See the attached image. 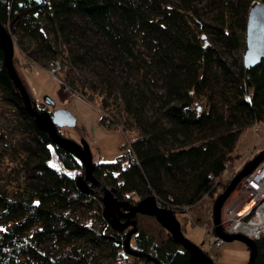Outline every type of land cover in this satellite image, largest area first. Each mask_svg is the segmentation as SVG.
Returning a JSON list of instances; mask_svg holds the SVG:
<instances>
[{
	"label": "trees",
	"instance_id": "trees-1",
	"mask_svg": "<svg viewBox=\"0 0 264 264\" xmlns=\"http://www.w3.org/2000/svg\"><path fill=\"white\" fill-rule=\"evenodd\" d=\"M238 1L233 10L241 12L239 18L232 21L230 16L228 30V19L223 18L222 43L211 45L202 44L183 18V11H195L192 0H0V21L31 58L39 55L50 63L62 55L71 65L95 62L101 84L140 131L122 145L116 159L95 161L96 176L114 187L120 199L137 202L151 194L160 206L175 211L227 186L222 173L225 167L234 169L239 134L264 119V60L247 66L227 56L245 43L251 0ZM108 59L122 64V71ZM0 88L19 106L34 142L25 141L28 177L21 191L11 194L0 186V264H51V246L58 244L70 246L80 260L89 259L92 242L102 239L113 243L112 262H117L119 245L129 251L124 242L127 231L118 236L124 228L115 227L108 216L104 227L112 232L68 214L81 200L91 205L94 194L48 162L51 146L66 167L83 165L36 124L10 75L1 44ZM201 94L206 105L195 103ZM111 98L103 96L104 107ZM106 112L102 119L110 117L111 123L114 117ZM263 216L261 202L251 218L264 220ZM134 232L142 247L137 249L131 241L129 246L144 251L145 259L153 260L148 252L162 264H193L189 250L172 234L158 242L144 229ZM255 239L252 264H264V234Z\"/></svg>",
	"mask_w": 264,
	"mask_h": 264
},
{
	"label": "rangeland",
	"instance_id": "rangeland-1",
	"mask_svg": "<svg viewBox=\"0 0 264 264\" xmlns=\"http://www.w3.org/2000/svg\"><path fill=\"white\" fill-rule=\"evenodd\" d=\"M228 2L229 5H227ZM237 2L239 3L238 0H192L195 11H190V13L183 11V18L187 22L188 29L197 36L202 44H221L220 26L223 18L228 19L227 23L224 24V30H228L230 16L231 20L235 21L241 14V12L236 11L234 13L233 8ZM253 2L256 1L251 0V4ZM224 7L231 8L233 13L230 14L228 8L226 11ZM10 34L15 42L13 56L15 66L32 95V99L36 100L38 107L50 111L59 107H67L75 115L76 123L58 126L59 130L64 135L71 136L76 140L86 139L90 145L94 161L116 159L123 151L122 145L129 140L130 136L137 135L140 131L136 128L132 116L122 114V103L119 100L113 101V97L115 100L117 97L113 93L107 92L101 84L102 82L96 74L95 62L92 60L77 61L71 65L66 61L64 62L63 56L59 55L53 59H59L61 66L52 73L50 72L51 61L49 63V60L45 61L39 55L36 56V59L29 57L16 44L15 35ZM244 42L233 52H227L230 62L239 59L243 61V53L246 47L245 31ZM101 50L103 49L101 48ZM107 62L117 71H122L123 66L118 61L108 59ZM216 93H218L216 96L220 100L222 94L220 91ZM104 95L112 97L110 101L113 102L108 107H104L102 104ZM206 102V97L203 94L196 97L195 103L206 105ZM106 110L114 117L111 123H108L110 117L106 121L102 119V114H107ZM252 123L241 131L235 143L233 152L239 154L234 160L235 172L264 147V119L259 121L260 130L255 129ZM25 141L34 143L32 134L21 121L19 106L0 88V186L7 189L11 194L20 192L21 183L28 177L26 163L23 162L24 155L28 153ZM51 148L52 155L48 162L52 166L65 170L74 177L84 172L83 166L79 168L66 167L54 146ZM253 148L254 151L251 150ZM223 181L229 182L230 180L223 179ZM108 186L111 185L108 184ZM93 187L94 196L91 205L85 200H81L76 204L75 209L68 214L97 229L101 230L102 228L103 232H110V227H104L108 223L105 220L107 216L102 211L104 191L96 185ZM223 189V186L218 187L213 193L205 194L195 203L176 208L174 214L180 221L183 233L211 255L217 264H245L250 254L249 246L245 241L239 238L225 239L217 247L213 246L210 241L213 236V230L210 227L213 222L212 211L216 196ZM237 197H242L240 182L229 193L226 198L227 203L234 205ZM242 208L245 206L243 205ZM222 216L224 213L221 208ZM136 217L138 229H144L158 242L172 234L168 227L154 214L137 212ZM260 218L264 219V216ZM131 226H127L123 229L124 231L119 233L120 235L118 233L117 235L124 237L125 232ZM135 235L136 232L131 236V244L140 249L142 246L138 244ZM112 244L107 239L92 242L90 258H83L82 260L71 252L70 246L63 244L51 246L53 253V263L51 264H154L153 260H147L139 254L127 251L123 245L116 248L117 262L113 263L115 254ZM149 251L155 254L154 250L149 249Z\"/></svg>",
	"mask_w": 264,
	"mask_h": 264
},
{
	"label": "water",
	"instance_id": "water-1",
	"mask_svg": "<svg viewBox=\"0 0 264 264\" xmlns=\"http://www.w3.org/2000/svg\"><path fill=\"white\" fill-rule=\"evenodd\" d=\"M246 47L243 53V61L245 65H255L264 60V0L251 4L247 21H246ZM0 44L5 51V63L9 69L10 75L19 89L23 98L26 109L34 116L36 124L45 129L52 140L62 147L74 153L81 161L84 172L78 174L76 178L77 184L83 191H91L94 185L104 191L102 200L104 202L103 214L108 216L112 224L117 228H126L132 225L126 232L124 239L127 249L136 254L145 253L142 250H136L129 246L131 235L138 229L137 212H146L154 214L172 233L174 239L180 242L190 252L193 264H217L211 255L203 250L198 244L189 239L181 229L180 221L171 208L160 206L155 195H147L141 197L137 202H131L126 199H120L115 194V188L109 187L101 178L97 177L94 168L95 161L88 141L84 138L76 140L71 136L64 135L58 126L72 125L76 123L75 115L67 107H59L53 111L45 108H39L37 102L31 97V94L20 76L14 63V47L15 42L0 21ZM264 157V147L255 153L253 157L245 162L238 169L227 186L218 193L213 208V221L215 231L225 239L239 238L247 243L250 254L245 264H252L257 253V243L255 237L243 231H226L221 223V208L229 196V193L237 185L243 175L248 173L262 158ZM123 216H127L125 221ZM147 257L155 261L154 264H160V260L155 255L146 252Z\"/></svg>",
	"mask_w": 264,
	"mask_h": 264
},
{
	"label": "built area",
	"instance_id": "built-area-1",
	"mask_svg": "<svg viewBox=\"0 0 264 264\" xmlns=\"http://www.w3.org/2000/svg\"><path fill=\"white\" fill-rule=\"evenodd\" d=\"M254 1L259 2L260 0ZM50 64V72L52 73L56 68L61 66L59 59H52ZM252 125L257 130H260L261 128V125L257 120L253 122ZM251 150L254 151L255 149L253 148ZM234 174V169L225 167L222 177L224 180H231ZM239 182L240 187L242 188V197H237L234 205L228 204L227 201L224 202L222 206L224 216L221 217V223L223 228L228 231L245 232L243 229L237 228L236 224L251 218L252 214H255L258 205L261 202H264V157L248 173L243 175ZM247 203H250V206L246 209L242 208L243 205L245 206ZM158 204L160 205L159 202ZM185 206H187V204ZM206 225L209 224L206 223ZM210 227L213 230V236L210 238V241L213 245H221L225 239L214 230L213 222ZM262 234H264V225L258 229L256 236L252 234L249 235L252 237H258Z\"/></svg>",
	"mask_w": 264,
	"mask_h": 264
},
{
	"label": "bare ground",
	"instance_id": "bare-ground-1",
	"mask_svg": "<svg viewBox=\"0 0 264 264\" xmlns=\"http://www.w3.org/2000/svg\"><path fill=\"white\" fill-rule=\"evenodd\" d=\"M249 206H250V203H247L245 205V209L248 208ZM213 223H214V221H213ZM263 225H264V220H255V219H252V218H248L245 221L237 223L236 227L239 228V229H243L246 233H249V234H252V235L256 236L258 229H260ZM226 231H228V230H226ZM213 246L217 247L218 245H213Z\"/></svg>",
	"mask_w": 264,
	"mask_h": 264
}]
</instances>
